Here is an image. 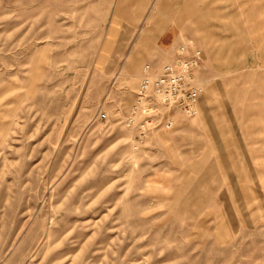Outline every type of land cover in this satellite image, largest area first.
<instances>
[{
    "label": "rangeland",
    "instance_id": "rangeland-1",
    "mask_svg": "<svg viewBox=\"0 0 264 264\" xmlns=\"http://www.w3.org/2000/svg\"><path fill=\"white\" fill-rule=\"evenodd\" d=\"M243 1L0 0V264H264V160L225 148L259 65ZM191 46L211 113L135 149L144 67Z\"/></svg>",
    "mask_w": 264,
    "mask_h": 264
},
{
    "label": "built area",
    "instance_id": "built-area-1",
    "mask_svg": "<svg viewBox=\"0 0 264 264\" xmlns=\"http://www.w3.org/2000/svg\"><path fill=\"white\" fill-rule=\"evenodd\" d=\"M203 63V51L194 48L190 55L182 50L172 63L164 65L158 73L150 65L144 67L141 84L124 121L125 128L132 133L135 149L141 148L159 130H174L175 113L189 119L198 115L203 87L196 75ZM99 118L101 121L108 119L102 108Z\"/></svg>",
    "mask_w": 264,
    "mask_h": 264
},
{
    "label": "crops",
    "instance_id": "crops-1",
    "mask_svg": "<svg viewBox=\"0 0 264 264\" xmlns=\"http://www.w3.org/2000/svg\"><path fill=\"white\" fill-rule=\"evenodd\" d=\"M241 4L242 9L248 11V17H250L252 14L249 13L250 11L257 10V19H252L251 23H249V26L252 27L251 29L253 34V37L249 38V41H254L259 44L258 48L255 50L256 53L254 54L259 59V65L257 67H246V69L250 71L248 80L254 79V76L256 75L255 73H257V76L255 77L256 83L254 81L246 82L245 80L241 82L240 85L243 92L242 96L238 98L237 94H235L233 91L234 88H231L230 91L227 90V97L229 98V100L226 104V113L224 117H229L232 124V128L226 131V134L228 135L227 143H238L241 144V146L234 147V145H231L230 147L226 146L225 148H239L243 151H247L242 153V157L249 160L256 158L260 161L264 160V0H257L256 4L253 2L251 4L249 0H244L243 2H241ZM235 8L236 7H234L233 9ZM250 27H248L249 31L251 30ZM150 34H152V31H148L147 36L142 41V44L147 43ZM194 48L200 49L198 46ZM194 48L191 46L189 55L192 54ZM173 61H170L168 63H172ZM162 67L156 70L154 69V72H160ZM202 67L203 64L198 69L197 74L202 70ZM252 69L256 71H251ZM245 73L247 72L243 70L242 74ZM196 76L199 81L198 75ZM212 86L213 85H210L209 88L206 89L213 96L215 90ZM206 89L204 91H206ZM203 95L204 92L202 94V97ZM202 97L199 101V106L204 113L209 112L210 114V108L206 107V105L203 103ZM206 113L205 115H203V117H208ZM175 116L176 129L180 126V120L184 118L186 119L187 117H183L181 113H175ZM240 117H243V121H239L241 120ZM234 126H237V128H234ZM204 130H207V128L205 127ZM160 131L166 130L162 129ZM209 131L211 135H215L213 137V141L216 142L218 140L219 130L215 128L213 130L210 129ZM210 139H212V137H210ZM250 150H256L257 152L255 153V155H253V153L251 155V153L249 152Z\"/></svg>",
    "mask_w": 264,
    "mask_h": 264
}]
</instances>
